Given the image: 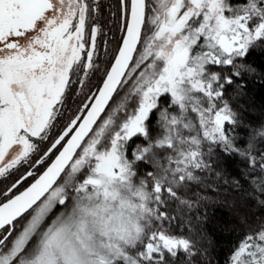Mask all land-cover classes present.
Here are the masks:
<instances>
[{
  "label": "snow or ice",
  "instance_id": "6c2138e0",
  "mask_svg": "<svg viewBox=\"0 0 264 264\" xmlns=\"http://www.w3.org/2000/svg\"><path fill=\"white\" fill-rule=\"evenodd\" d=\"M102 7L0 0V264H201L203 218L184 208L209 197L185 193L225 175L217 148L264 206V120L236 104L264 0H119L107 27ZM240 227L227 264H264V215Z\"/></svg>",
  "mask_w": 264,
  "mask_h": 264
},
{
  "label": "trees",
  "instance_id": "16d2710c",
  "mask_svg": "<svg viewBox=\"0 0 264 264\" xmlns=\"http://www.w3.org/2000/svg\"><path fill=\"white\" fill-rule=\"evenodd\" d=\"M101 3L103 5L102 22L107 27V20L110 19L109 5H112L113 10H116L119 0H102ZM116 35L118 37L119 32ZM110 36L111 33H109ZM114 45L115 41H112L110 48ZM99 47L103 52L104 38L102 36L99 39ZM246 60L256 68V72L244 74L242 78L243 96L236 104L244 105L241 112L245 123H256L264 120V48L251 49ZM237 83H240V81L237 80ZM236 89L237 84H232L229 89L230 97L234 95ZM73 95H75V90L69 95L68 107L73 105ZM65 115H67V112ZM238 131L242 134L240 141L242 143L243 134L247 129L242 126ZM216 151L220 153V159L214 167L216 171L223 169L225 175L217 177L215 172L203 173L204 182L200 184L192 183L190 191L185 193L193 200L197 199L196 193H203L209 197L208 200L201 201L198 206L193 207L190 213L187 208H184L185 213L193 217L194 223L197 222V217L203 218L198 226L206 232L204 247L207 248V256L201 258V264H227L231 250L243 235V229L240 227V215L242 213L256 216L264 215V206H259L255 199L247 195L251 187L247 179L240 174L239 157L223 153L219 148ZM38 170L42 169L38 166ZM231 177L240 179L242 187L225 183V180ZM12 179L13 177H0V190ZM29 182V180H26L19 187L22 189Z\"/></svg>",
  "mask_w": 264,
  "mask_h": 264
},
{
  "label": "flooded vegetation",
  "instance_id": "af4514ba",
  "mask_svg": "<svg viewBox=\"0 0 264 264\" xmlns=\"http://www.w3.org/2000/svg\"><path fill=\"white\" fill-rule=\"evenodd\" d=\"M100 52H102V51H100ZM102 55H103V54H101V56H102ZM230 88H231V85L227 86V93H228V95L230 94V93H229V89H230ZM121 94H122V93H121ZM155 119H156V117H155V115H153V116L151 117L150 123H154ZM134 142H135V141H134ZM134 142H133V143H134ZM140 167H141V169L143 170L145 167H147V165L141 164Z\"/></svg>",
  "mask_w": 264,
  "mask_h": 264
},
{
  "label": "rangeland",
  "instance_id": "374dc122",
  "mask_svg": "<svg viewBox=\"0 0 264 264\" xmlns=\"http://www.w3.org/2000/svg\"><path fill=\"white\" fill-rule=\"evenodd\" d=\"M101 1H102V0H101ZM99 39H100V38H99ZM100 51H101V50H100ZM103 52H104V49H103ZM103 52H100V55H101V54H103ZM102 56H103V55H102ZM102 56H101V58L103 59V57H102ZM102 59H101V60H102ZM75 87H77V88H78V87H79V85H74V86H73V90H75ZM70 94H71V93H70ZM70 94H69V95H70ZM73 96H74V95H73ZM68 100H69V96H68ZM66 112H67V111H65V114H66ZM65 116H66V115H65ZM55 131H56V129H54V132H55Z\"/></svg>",
  "mask_w": 264,
  "mask_h": 264
}]
</instances>
